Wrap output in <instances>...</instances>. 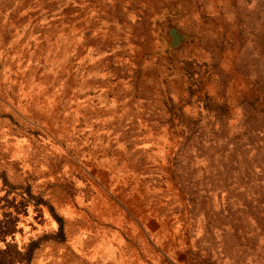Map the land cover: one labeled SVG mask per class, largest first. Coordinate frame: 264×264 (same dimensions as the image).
Wrapping results in <instances>:
<instances>
[{
	"label": "rangeland",
	"instance_id": "rangeland-1",
	"mask_svg": "<svg viewBox=\"0 0 264 264\" xmlns=\"http://www.w3.org/2000/svg\"><path fill=\"white\" fill-rule=\"evenodd\" d=\"M7 253L264 264V0H0Z\"/></svg>",
	"mask_w": 264,
	"mask_h": 264
},
{
	"label": "trees",
	"instance_id": "trees-1",
	"mask_svg": "<svg viewBox=\"0 0 264 264\" xmlns=\"http://www.w3.org/2000/svg\"><path fill=\"white\" fill-rule=\"evenodd\" d=\"M3 227V226H2ZM58 233H60V230H59V232ZM5 242V246H9V245H11V244H9V242L7 241V240H5L4 241ZM34 244V245H33ZM30 247H28L22 254L24 255V256H22V257H24L25 258V262H27L28 260H29V258H30V256H31V251H32V247H34L35 245H36V242H34ZM5 248V247H4ZM2 251H4V249H2ZM17 252L18 253H21L19 250H17ZM10 262H12V258H10V256H9V253H7V255L6 256H4V257H0V264H8V263H10Z\"/></svg>",
	"mask_w": 264,
	"mask_h": 264
}]
</instances>
